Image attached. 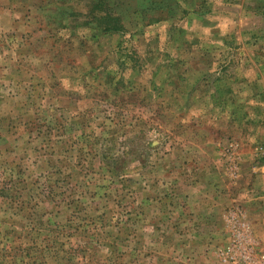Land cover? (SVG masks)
Wrapping results in <instances>:
<instances>
[{
  "label": "rangeland",
  "instance_id": "374dc122",
  "mask_svg": "<svg viewBox=\"0 0 264 264\" xmlns=\"http://www.w3.org/2000/svg\"><path fill=\"white\" fill-rule=\"evenodd\" d=\"M116 1L0 0V264L264 254V0Z\"/></svg>",
  "mask_w": 264,
  "mask_h": 264
},
{
  "label": "trees",
  "instance_id": "16d2710c",
  "mask_svg": "<svg viewBox=\"0 0 264 264\" xmlns=\"http://www.w3.org/2000/svg\"><path fill=\"white\" fill-rule=\"evenodd\" d=\"M82 2V0H76ZM87 23L90 29L106 35L119 34L124 30L122 18L118 14L116 0H87Z\"/></svg>",
  "mask_w": 264,
  "mask_h": 264
},
{
  "label": "built area",
  "instance_id": "2783aa9c",
  "mask_svg": "<svg viewBox=\"0 0 264 264\" xmlns=\"http://www.w3.org/2000/svg\"><path fill=\"white\" fill-rule=\"evenodd\" d=\"M250 229L241 225L234 234L232 244L226 250H220L218 255L226 264H264V254L259 253L253 245Z\"/></svg>",
  "mask_w": 264,
  "mask_h": 264
},
{
  "label": "crops",
  "instance_id": "0c3cea01",
  "mask_svg": "<svg viewBox=\"0 0 264 264\" xmlns=\"http://www.w3.org/2000/svg\"><path fill=\"white\" fill-rule=\"evenodd\" d=\"M199 197H201V196L196 197L197 199H199L198 201L206 200L205 197H201V198H199ZM215 214L216 213H214L213 209L208 208V206H206L205 208L198 210V213L196 214V216H194V218H196L195 223H196L197 228L202 227V229L206 228L209 231L212 230V233H214L212 235L215 236V238H216L217 235L215 233H218V231H219V227H217L218 226L217 223H220V222H217ZM183 222H185L187 224L190 223L188 214L185 215V220ZM224 230H226V228H224ZM229 240H230V236L228 233L226 241H228V243H229ZM213 241L215 242V240H213ZM211 261H213V260H211ZM209 263L212 264V262H209Z\"/></svg>",
  "mask_w": 264,
  "mask_h": 264
}]
</instances>
